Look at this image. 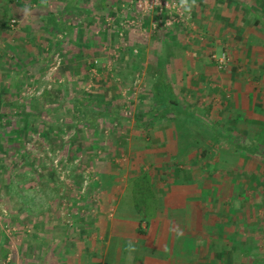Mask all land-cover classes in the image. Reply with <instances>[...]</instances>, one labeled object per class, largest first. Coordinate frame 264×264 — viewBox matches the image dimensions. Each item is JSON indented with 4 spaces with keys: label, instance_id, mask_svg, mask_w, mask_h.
Instances as JSON below:
<instances>
[{
    "label": "rangeland",
    "instance_id": "rangeland-1",
    "mask_svg": "<svg viewBox=\"0 0 264 264\" xmlns=\"http://www.w3.org/2000/svg\"><path fill=\"white\" fill-rule=\"evenodd\" d=\"M168 2L0 0V264L61 263L96 218L137 215L143 173L180 264H264V0ZM158 67L195 119L149 126Z\"/></svg>",
    "mask_w": 264,
    "mask_h": 264
},
{
    "label": "crops",
    "instance_id": "crops-1",
    "mask_svg": "<svg viewBox=\"0 0 264 264\" xmlns=\"http://www.w3.org/2000/svg\"><path fill=\"white\" fill-rule=\"evenodd\" d=\"M258 4L261 2L255 3L256 9H252L257 21L261 18ZM159 202L158 216L145 223L139 214L116 217L120 210L112 208L114 214L108 217L104 214L99 221L94 220L91 231L86 232L92 235L77 236L73 240L75 246L66 247V254L58 258L61 263L55 262L57 257H51V264H180L178 249L182 235L175 230V221L161 219L164 207Z\"/></svg>",
    "mask_w": 264,
    "mask_h": 264
},
{
    "label": "trees",
    "instance_id": "trees-1",
    "mask_svg": "<svg viewBox=\"0 0 264 264\" xmlns=\"http://www.w3.org/2000/svg\"><path fill=\"white\" fill-rule=\"evenodd\" d=\"M45 21L48 23V25L51 24L56 27L61 26V21L57 15H50L49 17L45 18ZM3 22L4 17H1L0 24H2V26ZM150 74L153 77L152 89L154 94L155 112L153 117H151V120L149 121V126L158 123L160 120H163L164 118H167L170 115H174L175 118L183 124H186V121H183L181 119L182 117L195 119L196 116L191 113L189 109L183 107L180 104V101L174 92L173 86L171 85L167 70L163 67H158L151 69ZM82 108L83 111L87 113V116L91 114L89 111V107L85 105ZM88 121L90 125L92 124V122H94L92 119ZM227 139L232 142V139ZM185 145H188V143H185ZM234 146L236 150H242L251 156L259 155L261 152L260 146L257 143H253L249 146L242 144H234ZM128 191L129 193H131L132 206L134 207L136 212L142 217L143 221H149L155 219L158 216L160 211V202L158 196L156 195L154 183L149 174L143 173L133 178L131 180Z\"/></svg>",
    "mask_w": 264,
    "mask_h": 264
},
{
    "label": "built area",
    "instance_id": "built-area-1",
    "mask_svg": "<svg viewBox=\"0 0 264 264\" xmlns=\"http://www.w3.org/2000/svg\"><path fill=\"white\" fill-rule=\"evenodd\" d=\"M137 2V4H140V6L146 5L149 9L156 10L158 13L162 14L165 10L169 11L170 2L168 0H134ZM173 5V4H172ZM173 8L175 9V5H173ZM224 62V60L222 61Z\"/></svg>",
    "mask_w": 264,
    "mask_h": 264
},
{
    "label": "clouds",
    "instance_id": "clouds-1",
    "mask_svg": "<svg viewBox=\"0 0 264 264\" xmlns=\"http://www.w3.org/2000/svg\"><path fill=\"white\" fill-rule=\"evenodd\" d=\"M182 6H186L187 10H190L191 7L195 4V0H191V3H189V0H180Z\"/></svg>",
    "mask_w": 264,
    "mask_h": 264
}]
</instances>
